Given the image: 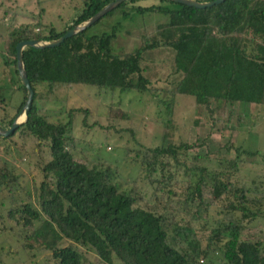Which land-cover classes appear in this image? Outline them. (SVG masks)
<instances>
[{
    "label": "trees",
    "instance_id": "1",
    "mask_svg": "<svg viewBox=\"0 0 264 264\" xmlns=\"http://www.w3.org/2000/svg\"><path fill=\"white\" fill-rule=\"evenodd\" d=\"M109 1L82 0V10L61 31L47 27L43 32L40 21L11 25L4 56L10 74L7 82L0 80L1 128L11 124L25 103L26 90L15 64L16 42L56 40ZM135 1L125 0L103 16L118 10L127 18L136 10L166 20L141 34L131 51L113 54L112 29L88 33L103 16L56 46L23 47L32 102L25 120L10 134H0V142H13L9 139L14 134L29 137L35 161L24 155L25 173L13 158L7 161L0 154V234L9 233L18 241L0 253L14 255L19 248L29 264L40 263L38 254L44 264H84L87 258L77 246L82 244L105 264L114 259L121 264H204L205 259L211 264H264V179L247 180L240 173L247 158H264V153L232 139L217 141L210 149L208 134L194 142L176 140L172 118L177 95L192 97L198 113L211 119V127L216 121L229 122L233 112L239 124L250 104L264 105V0H224L196 8L172 0L148 7ZM166 48L172 53L169 66L175 77L169 86L157 87L146 74V61L163 56ZM73 84L144 93L156 100L162 124L159 143L132 151L151 194L140 191L133 179L121 182L114 177L109 162L89 165L73 155L70 120L52 121L41 112L43 86L51 92ZM10 91L20 97L7 107ZM39 146L45 147L43 156ZM211 156L218 159L215 167L207 164ZM171 166L184 178L167 183L174 173ZM212 205L220 217L212 218ZM252 222L262 223V228L243 235ZM216 255L217 263L212 259Z\"/></svg>",
    "mask_w": 264,
    "mask_h": 264
},
{
    "label": "rangeland",
    "instance_id": "2",
    "mask_svg": "<svg viewBox=\"0 0 264 264\" xmlns=\"http://www.w3.org/2000/svg\"><path fill=\"white\" fill-rule=\"evenodd\" d=\"M157 3L159 0L135 1V4H141L144 7ZM163 3L165 2L163 1ZM82 7V0H0L1 82H7L10 74L9 67L4 65V58L6 57V37L11 25H35L37 21H40L43 25V32H46L47 27L54 31H61L71 24L72 19L82 10ZM165 20L166 16L161 14L136 10L124 18L116 10L104 15L97 23L93 24L88 33L101 34L112 29L115 37L111 42V51L113 54L119 55L133 50L140 41L141 34L151 31L155 25ZM163 52V56L151 57L146 61L148 67L146 74L150 77L152 84L157 87L169 86L175 77L170 73L171 67L169 66L172 62V53L169 48L164 49ZM10 94V103L7 107L19 102L18 91H10ZM39 101L41 112H44L50 120H70V130L74 142L73 155L81 158L89 165L109 162L114 177L120 179L121 182H130L133 179L140 191L145 192L146 195L151 194L152 186L145 182L144 176L139 170L138 161L133 158L132 151L139 145L146 147L159 143L162 124L158 118L159 111L154 98L133 91L119 92L110 89L98 91L94 86L73 84L69 88H55L51 92L43 86ZM194 103L192 97L176 96L172 109L175 127L174 129L171 127L176 140L194 142L199 137L208 134L206 138L211 140L210 149L217 145V141L232 139L249 149L258 150L261 154L264 153V105L250 104L244 111V115L240 117L239 124L235 123L233 112L229 122L216 121L211 127V119L206 113H198ZM112 113L115 115L114 117L111 115ZM96 122L100 126H96ZM230 124H232V128ZM11 139L14 141H10L9 144L1 140L0 154L7 161H11L13 158L15 163L19 165L18 167L26 173L28 169L26 164L28 157L26 156L31 154L34 145L33 140L29 137H19L18 134L12 135L9 140ZM4 143L7 144V151L2 148ZM38 150V154L41 156L45 154V147L39 146ZM193 151L191 150V152ZM23 156L25 160H20ZM216 159L214 157L208 161L206 159L209 167H215L219 164L218 159ZM33 161H35V156L30 155L29 162L32 163ZM31 168L37 178L35 168ZM240 168L242 177L247 180L254 176H260L261 180L264 179V158H261L259 154L252 159L247 158V161ZM172 170L174 173L167 183H172L174 180L180 181L184 178L181 176L180 169L174 167ZM30 184L33 183L30 182ZM216 209V205H212L209 209L212 218L220 217V213H217ZM2 210L3 207H0L1 213ZM262 225V223L252 222L244 229L243 235L254 229H261ZM30 241L36 244L35 238L30 239ZM17 243L18 241L9 233L0 234V248H3V251H6L9 244ZM65 243L71 242L65 241ZM77 246L87 258L84 264H105L90 248L82 246V244H77ZM0 255V264H29L25 253L19 248L14 255L3 253ZM41 255H37V262L44 264L41 262ZM212 259L217 263L220 257L216 255ZM203 262L204 264H211L207 263L206 259ZM108 264L121 263L114 259L112 263Z\"/></svg>",
    "mask_w": 264,
    "mask_h": 264
},
{
    "label": "water",
    "instance_id": "3",
    "mask_svg": "<svg viewBox=\"0 0 264 264\" xmlns=\"http://www.w3.org/2000/svg\"><path fill=\"white\" fill-rule=\"evenodd\" d=\"M125 0H111L108 3L104 4V6L102 7L101 10L97 11L94 15H92L91 17H89L86 21H84L83 23H78V24H74L71 26L70 29H68L67 31H65L64 34H62L60 36V38L56 39V40H23L21 42H16L15 44V64H16V69L18 70V76H19V80L21 85L24 87V89L26 90V96H25V103L24 105H22L20 111H18L12 121L11 124L7 127V128H1L0 127V134L2 135H8L10 134V132L14 129V127L21 123L22 121L25 120L26 118V112L29 108V106L31 105V99H32V90L30 88V85L28 83V80L26 78V71L23 69V65H22V55H21V51L23 49V47L28 46V47H33V48H38L41 49L42 47H46V46H56L58 44H60L61 42H63L66 38H69L70 36H72V34H74L77 31H82L84 30L86 27L90 26L92 23H94L97 19H99L101 16H103V14L110 10V9H114L115 7H117L121 2H123ZM175 1V3H180L183 5H187V6H191V7H211L213 5L216 4H220L222 3L224 0H210V1H206V0H172ZM22 113V118L19 119V115Z\"/></svg>",
    "mask_w": 264,
    "mask_h": 264
},
{
    "label": "bare ground",
    "instance_id": "4",
    "mask_svg": "<svg viewBox=\"0 0 264 264\" xmlns=\"http://www.w3.org/2000/svg\"><path fill=\"white\" fill-rule=\"evenodd\" d=\"M18 117H19V119H20V117H22V113H21Z\"/></svg>",
    "mask_w": 264,
    "mask_h": 264
}]
</instances>
